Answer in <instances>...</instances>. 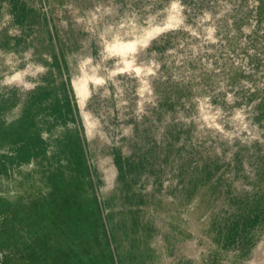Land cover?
I'll list each match as a JSON object with an SVG mask.
<instances>
[{"label": "rangeland", "instance_id": "obj_1", "mask_svg": "<svg viewBox=\"0 0 264 264\" xmlns=\"http://www.w3.org/2000/svg\"><path fill=\"white\" fill-rule=\"evenodd\" d=\"M0 264H264V0H0Z\"/></svg>", "mask_w": 264, "mask_h": 264}]
</instances>
